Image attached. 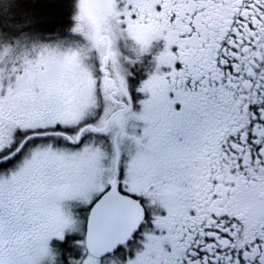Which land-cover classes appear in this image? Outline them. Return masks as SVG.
<instances>
[{"label": "snow or ice", "instance_id": "obj_1", "mask_svg": "<svg viewBox=\"0 0 264 264\" xmlns=\"http://www.w3.org/2000/svg\"><path fill=\"white\" fill-rule=\"evenodd\" d=\"M0 0V264H264V0Z\"/></svg>", "mask_w": 264, "mask_h": 264}, {"label": "trees", "instance_id": "obj_2", "mask_svg": "<svg viewBox=\"0 0 264 264\" xmlns=\"http://www.w3.org/2000/svg\"><path fill=\"white\" fill-rule=\"evenodd\" d=\"M24 7L23 0H18L17 6L13 8L11 11L18 16L19 10Z\"/></svg>", "mask_w": 264, "mask_h": 264}]
</instances>
